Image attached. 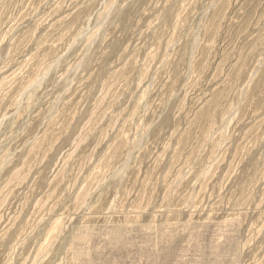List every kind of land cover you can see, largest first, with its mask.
Masks as SVG:
<instances>
[{
	"label": "rangeland",
	"instance_id": "374dc122",
	"mask_svg": "<svg viewBox=\"0 0 264 264\" xmlns=\"http://www.w3.org/2000/svg\"><path fill=\"white\" fill-rule=\"evenodd\" d=\"M0 264H264V0H0Z\"/></svg>",
	"mask_w": 264,
	"mask_h": 264
}]
</instances>
